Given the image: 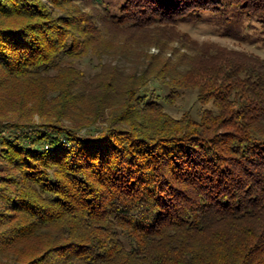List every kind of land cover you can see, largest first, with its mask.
<instances>
[{
  "label": "trees",
  "instance_id": "16d2710c",
  "mask_svg": "<svg viewBox=\"0 0 264 264\" xmlns=\"http://www.w3.org/2000/svg\"><path fill=\"white\" fill-rule=\"evenodd\" d=\"M117 1L0 0V264H264V59L180 28L264 0ZM142 44L179 66H80Z\"/></svg>",
  "mask_w": 264,
  "mask_h": 264
},
{
  "label": "rangeland",
  "instance_id": "374dc122",
  "mask_svg": "<svg viewBox=\"0 0 264 264\" xmlns=\"http://www.w3.org/2000/svg\"><path fill=\"white\" fill-rule=\"evenodd\" d=\"M108 1H112V9L115 11L117 8L114 6H119L118 1ZM233 19L223 22L219 17L207 14L202 19L180 23V28L202 43H216L229 50L253 53L264 59V27L257 18L242 16ZM130 46L104 54L94 65L87 60L80 66L92 75L99 72V69L95 68L98 64L102 66L103 74L115 71L116 79L121 85L131 83L133 79L135 82H139L142 78L148 80L153 74H158L159 67L166 61L171 62V67L179 66L180 57L173 53V49L149 48L145 44L131 48ZM117 93L112 95L110 104L121 103L122 96ZM184 94L183 98L178 100L177 107H173L172 110L177 116L191 107L200 106V103L196 102L197 94L191 91H185ZM36 122H40L38 116Z\"/></svg>",
  "mask_w": 264,
  "mask_h": 264
}]
</instances>
